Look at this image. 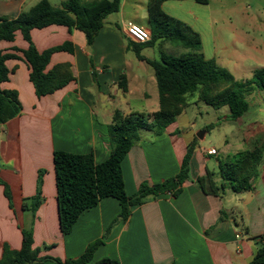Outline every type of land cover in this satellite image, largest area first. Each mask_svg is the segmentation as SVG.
Segmentation results:
<instances>
[{
  "label": "crops",
  "instance_id": "obj_1",
  "mask_svg": "<svg viewBox=\"0 0 264 264\" xmlns=\"http://www.w3.org/2000/svg\"><path fill=\"white\" fill-rule=\"evenodd\" d=\"M38 1L0 0V16L16 18ZM48 1L57 8L66 0ZM146 5L147 0H121L119 10L104 19L90 50L80 30H69L61 25L31 30L32 42L39 52L64 42H70L73 47V53L55 52L50 57L46 70L56 64L69 63L75 78L50 95L36 97L23 59L5 62L10 74L0 88L16 91L21 111L15 118L0 124V179L9 187L13 205L11 209L4 187L0 185V257L4 244L12 250L21 247L20 227L32 219L22 211V200L35 194L39 169L46 170L41 187L44 200L33 219L32 247L54 244L42 250L40 256L77 258L118 217L119 202L112 197L103 198L79 215L69 234L62 235L52 153L55 150L92 153L96 163L103 162L109 156L107 126L115 110L123 114H150L158 109L154 71L131 52L130 40L125 35L127 23L148 29ZM240 5L241 0H208L205 4L195 0H165L161 8L199 35L200 53L205 59L214 60L228 70L223 64H226L227 54L231 56L233 38L245 36L250 26L247 15L240 18L244 24H234L233 12L239 11L236 9H240ZM166 45L172 48L171 52H176L169 54L184 52L158 41L147 46L157 48V59L145 57L142 49L140 55L148 60H159ZM27 46L17 31L13 41H0V53H12L14 47L23 50ZM121 74L126 77L125 92L118 84ZM258 93L264 102V93ZM245 113L233 123L242 132L244 143L252 149L264 143V116L245 123ZM182 114L159 136L141 131L140 139L121 163L126 194L132 195L142 182L153 185L175 176L188 145L193 144L188 180L180 194L174 198L164 193L132 207L129 218L111 227L104 243L86 264H96L102 259L119 264H248L262 245L259 238L264 234V155L250 190L235 193L226 187L219 196L204 194L195 180L209 172L220 185L218 161L228 160L229 156L247 148H239L238 144L234 152L221 155L217 148L205 146L204 137L197 139L192 134L193 123L180 124ZM210 149L216 153L208 155ZM221 211L226 218L220 221ZM33 264L56 263L48 260Z\"/></svg>",
  "mask_w": 264,
  "mask_h": 264
},
{
  "label": "trees",
  "instance_id": "obj_2",
  "mask_svg": "<svg viewBox=\"0 0 264 264\" xmlns=\"http://www.w3.org/2000/svg\"><path fill=\"white\" fill-rule=\"evenodd\" d=\"M165 0H147L146 13L150 40L144 44L128 41L137 59L149 64L156 80L158 92V109L150 114L131 112L123 114L115 110L111 122L107 126L109 139V156L106 160L96 163L92 153L77 154L62 150L52 153L55 176L56 204L59 229L62 235L71 232L79 215L107 197L119 202L120 213L110 227L98 239L89 243L83 253L74 259H61L49 255L40 256L42 250L54 246L44 245L33 248L32 224L35 213L42 204V179L45 169L37 171L36 191L31 197L22 200V211L29 215L21 231V247L12 250L7 244L2 246L0 264H33L35 262L53 261L56 264H86L91 261L94 251L104 243L110 229L119 220L126 221L131 208L146 203L161 194L168 193L177 197L184 182L188 180L189 162L194 145H188L182 159L179 172L160 183L149 185L142 182L137 191L127 195L124 187L121 163L140 139V132L147 131L159 136L174 123L177 117L191 104L190 100L202 102L214 109L227 107V120H238L248 109L246 97L255 89L264 91V67L253 71L252 77L246 81H236L234 76L214 60H207L200 53L199 35L183 22L166 14L161 4ZM205 4L208 0H195ZM121 0H66L61 7H53L48 0H40L33 6L22 11L16 18L0 16V41H13L19 31L28 44L26 49L13 48V52L0 53V84L8 81L10 70L5 62L9 59H23L29 69V81L37 98L50 95L62 89L75 78L69 63H60L46 70L50 57L55 52L73 53L70 42L51 47L42 52L34 46L30 32L51 25H61L69 30L77 29L84 33L87 48L91 49L94 38L104 25L107 15L120 8ZM169 43L184 50L179 54L161 51L159 60H148L140 55L143 47L152 46L156 42ZM17 53L22 55V58ZM13 68L11 71H14ZM95 82V73L91 72ZM119 87L126 91V77L121 74ZM21 105L16 91L0 88V124L20 114ZM212 124L210 127H213ZM264 155V143L252 149L241 150L234 155V160H219L218 175L221 184L217 185L211 174L198 177L196 186L204 193L219 196L226 187L235 193H242L252 188ZM4 187V195L12 209L9 187L0 179ZM226 214L221 211L219 220ZM96 264H119V262L102 259ZM248 264H264V245H260Z\"/></svg>",
  "mask_w": 264,
  "mask_h": 264
},
{
  "label": "rangeland",
  "instance_id": "obj_3",
  "mask_svg": "<svg viewBox=\"0 0 264 264\" xmlns=\"http://www.w3.org/2000/svg\"><path fill=\"white\" fill-rule=\"evenodd\" d=\"M239 8L236 9L239 11L233 12L234 24H244L240 18L247 15L250 26L245 36L233 38L231 56L227 54L224 60L226 64L223 65L227 66L236 81H246L252 77L254 70L264 67V0H241ZM245 41L252 46L246 45ZM171 49L166 45L164 51L176 53L175 51L171 52ZM131 52L133 51L131 50ZM156 52L157 48L143 47L141 54L145 57L156 58ZM258 92L264 93L263 90L255 89L251 95L246 97L249 108L243 119L245 123L253 121L258 116H264V102L260 97L262 95ZM190 102L191 104L180 117V124L190 126L193 123L192 134L196 138L198 135L204 137L205 146L217 148L221 155L234 152L238 144L239 148H250V145H246L242 140V132L239 127L227 120L226 117L229 114L227 107L214 109L202 102H196L195 97ZM212 124L214 126L210 127ZM233 157L229 156V159L234 160Z\"/></svg>",
  "mask_w": 264,
  "mask_h": 264
},
{
  "label": "built area",
  "instance_id": "obj_4",
  "mask_svg": "<svg viewBox=\"0 0 264 264\" xmlns=\"http://www.w3.org/2000/svg\"><path fill=\"white\" fill-rule=\"evenodd\" d=\"M125 35L131 42L136 44H144L150 40L149 30L134 23L126 24ZM215 153L214 149L207 151L208 155H214ZM259 241L264 244V234L259 238Z\"/></svg>",
  "mask_w": 264,
  "mask_h": 264
},
{
  "label": "water",
  "instance_id": "obj_5",
  "mask_svg": "<svg viewBox=\"0 0 264 264\" xmlns=\"http://www.w3.org/2000/svg\"><path fill=\"white\" fill-rule=\"evenodd\" d=\"M197 138H198V139H201V138H202V136L198 135V136H197Z\"/></svg>",
  "mask_w": 264,
  "mask_h": 264
}]
</instances>
